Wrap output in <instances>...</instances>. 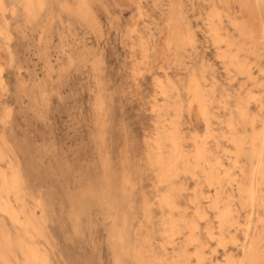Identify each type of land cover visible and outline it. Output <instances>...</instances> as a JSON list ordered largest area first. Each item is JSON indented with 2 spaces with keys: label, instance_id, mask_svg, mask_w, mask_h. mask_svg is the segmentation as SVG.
<instances>
[{
  "label": "rangeland",
  "instance_id": "374dc122",
  "mask_svg": "<svg viewBox=\"0 0 264 264\" xmlns=\"http://www.w3.org/2000/svg\"><path fill=\"white\" fill-rule=\"evenodd\" d=\"M169 2L31 0L28 5L27 0H0V152L6 156L0 170L15 172L20 195L26 192L20 198L24 206L15 207L29 220L25 231L5 220L3 228L16 245L12 264H25L20 242L36 247L46 264H158L156 258L161 264H194L199 243L206 263L225 264L231 257L235 264H248L240 233H232L236 243L227 234L219 235L210 208L214 190L202 179L196 184L190 174H180L171 189L150 162L158 122L151 109L154 99L160 101L156 84L165 74L183 84L191 73L207 84L215 82L214 112L224 120L225 98L220 95H228L226 101L233 106L237 93L245 100L248 90L256 98L262 94L242 77L229 84L205 37L204 19L211 6L200 0H181L183 26H190L196 51L186 49L190 57L184 54L185 67L162 57ZM237 3L217 1L234 43L242 42L238 27L251 28ZM260 15L264 23L262 10ZM262 43L259 40L248 57L255 76L264 83ZM182 98L186 107L184 94ZM254 108L250 100L249 109L257 114ZM172 116L170 111L167 117ZM179 119L184 149L192 152L194 137L199 143L207 136L204 121L186 111ZM213 125L214 139H206L207 146L232 179L243 177L248 185L257 163L249 161L246 150L232 164L236 150L223 139L219 121L214 119ZM238 132L244 137L241 129ZM224 179L230 198L222 197L234 210L240 208L243 224L247 213L239 206L234 186ZM261 190L264 199V186ZM166 194L173 196L176 211L162 204ZM195 205L205 212L203 220L195 216ZM255 213L250 217L251 236H260L264 246V210L255 208ZM170 219L180 227L171 239L165 232ZM192 219L198 223V242L190 244L182 221ZM205 226L216 238H209Z\"/></svg>",
  "mask_w": 264,
  "mask_h": 264
},
{
  "label": "bare ground",
  "instance_id": "6f19581e",
  "mask_svg": "<svg viewBox=\"0 0 264 264\" xmlns=\"http://www.w3.org/2000/svg\"><path fill=\"white\" fill-rule=\"evenodd\" d=\"M200 1L211 6L207 16L205 15V23L203 22L206 34L205 37L208 39L207 42L211 43V46L213 47L212 50L219 61L218 64L221 65V69L226 78H228L229 84H232L237 78L242 77L244 82L254 85L256 89H260L262 94L261 96L259 94V97L256 98L254 97L256 94L252 96V90H248L249 95H247V99L245 100L241 94L237 93L233 106L226 101L228 95L225 97L224 94L220 95L221 98H225L222 105L224 120L222 119V116L218 117L214 112L216 109V101L218 100L216 97L217 89L215 87V82L207 84L203 77H200L199 79L195 73H191L188 75L189 77L186 84H183L181 79H174L165 74V79H163V81L160 79L156 84L158 89L157 95L160 96V101L154 99L153 109L150 108L156 114L155 117L158 118L157 124L155 123L156 132L154 135L153 147L151 149L150 162L152 166L157 167L159 180L165 184L168 183L171 189L174 188L173 181L176 180L180 174H190V176L197 181L196 184L201 183L200 179H202V182H204L208 188H212L215 196L210 201V208L215 214L219 235L227 234L229 237L231 236L229 238L231 242L236 243V239L232 238L234 236L232 233H235L236 235L240 233L244 240L240 248L245 260L248 264H260L261 262H264V246L261 244L262 238L260 236H251L252 223L250 217L254 214L256 215L255 208H263L264 210V199L261 190V186H264V83L260 78L255 76L253 68L251 67L253 62L249 61L248 56L249 54H253L251 51L257 47V42H259V40H262V45L264 46V23L260 15L261 10L264 13V0H230L242 5V10L246 15V21L249 20L251 27L250 30H248L246 25L243 26V24L240 28L238 27L239 25L237 26L238 28L235 27V29L237 28L236 31L239 37L242 38V42L240 43H234L231 41L232 38L229 36L224 22L221 20L217 1L222 2V0ZM227 1L229 0H224L226 4ZM30 2L31 0H27L28 5H30ZM253 5L255 6L253 7ZM182 15L181 0H170L167 9L169 20L167 23V29L169 33L165 36V40L163 39V51L161 49L159 54H161L162 57L164 56L166 60L168 59V61L171 59V62L175 67L177 65H179V67H185L186 62L184 54H188L186 49L191 48L192 51L196 48L195 36L189 25L185 27L183 26L184 18L182 19ZM246 47L247 49H245ZM241 52L244 53L243 56H241ZM188 56L190 57L189 54ZM189 57L188 59H190ZM200 65L202 68H206L203 63ZM1 75L2 72L0 67V82L2 81ZM182 94L185 95L187 101L186 107L183 105L184 99L182 98ZM250 100H253L254 109L257 114H252L250 111ZM170 111L173 112L174 116L169 119L167 116ZM183 111H186L188 115L195 116L196 118H202L205 130L207 131V136L202 137L199 143L197 135L194 137L196 138L197 143H195L196 147L192 152L184 149L183 141L185 140V137H183V133L180 131L179 127V118L182 117ZM214 119L219 121L217 127H221L223 139H225L227 143L232 144L236 150V158L230 160V162L235 164V159L242 156L247 150L249 153L247 154L249 161H255L257 163L255 164V170H251V172L249 171V176L247 174L249 177L248 185L244 184L243 177L241 179L238 178V180H236V178L232 179L229 170L225 169V166L223 167L221 160L215 156L211 147L207 146L208 143H206V139H214V131L212 128V126H214ZM238 129H241L244 137L243 135L239 137L240 133L238 132ZM189 141L192 142V140ZM216 146H218L217 142ZM225 152L226 151L223 150V154ZM5 160L6 156L0 152V163ZM196 169H199L200 176L196 174ZM9 174L10 175L0 170V222L2 225V228H0L1 264H12L13 252L16 249L13 239L8 234L9 232L4 229L6 226L5 220L7 219L13 228L16 226L24 228L23 231H25L29 225V220L25 213L17 211V208L15 207V204L24 206L20 198L25 197L26 192L23 190V194L20 195L21 191L19 190V184L15 172L11 170ZM224 178L229 179L227 185L229 184L230 187L234 186L240 198L241 205H238L243 212L247 213V218H245L246 220L243 224L240 222L241 217L238 213V210L241 212L240 208L234 210L222 197L223 195H226L227 199L230 198V195L227 194L224 189L225 185L222 184V181L225 180ZM197 186H200V184ZM195 197L197 198L196 194ZM161 200L163 202L162 204H165L170 212L176 211L177 205H175V201L171 194L164 195ZM196 205L195 216L203 220L205 212H202L199 206ZM182 223H184L185 230L189 232V243H197L198 239L195 234L198 231V223L193 219L187 222L182 221ZM179 228L178 224L170 219L168 227L165 229L168 238L171 239L179 234ZM205 228L206 234H208L211 240L216 238L213 233L211 234L212 228L209 226H205ZM219 238L221 240V237ZM19 244L20 249H18L23 255L25 264H46L41 252H39L36 247L33 245H25L23 242H20ZM224 245L225 243H223V246ZM202 248L203 245L199 243L193 254L195 258L194 264H216L212 260H208L206 263V257ZM156 260H158V264H161L159 259L156 258ZM224 262L225 264H235L231 257H226Z\"/></svg>",
  "mask_w": 264,
  "mask_h": 264
}]
</instances>
